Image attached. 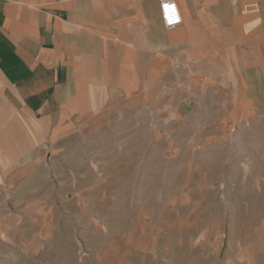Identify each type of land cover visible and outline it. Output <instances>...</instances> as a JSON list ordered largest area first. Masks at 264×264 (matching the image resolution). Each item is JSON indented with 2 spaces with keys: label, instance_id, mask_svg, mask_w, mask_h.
<instances>
[{
  "label": "rangeland",
  "instance_id": "1",
  "mask_svg": "<svg viewBox=\"0 0 264 264\" xmlns=\"http://www.w3.org/2000/svg\"><path fill=\"white\" fill-rule=\"evenodd\" d=\"M249 3L229 86L176 63L147 108L111 90L73 113L39 205L26 193L0 224V264H264V5Z\"/></svg>",
  "mask_w": 264,
  "mask_h": 264
},
{
  "label": "crops",
  "instance_id": "2",
  "mask_svg": "<svg viewBox=\"0 0 264 264\" xmlns=\"http://www.w3.org/2000/svg\"><path fill=\"white\" fill-rule=\"evenodd\" d=\"M160 1L177 5L179 26H163ZM249 1L264 5L0 0V224L14 215L10 208L25 206L26 193L39 205L41 169L55 157L59 128L70 133L73 113L91 109L96 95L115 90L134 110L147 108L156 88L168 86L162 69L187 62L211 64L212 78H201L200 86H229L226 63L233 53L227 48L248 43L250 9H257Z\"/></svg>",
  "mask_w": 264,
  "mask_h": 264
},
{
  "label": "built area",
  "instance_id": "3",
  "mask_svg": "<svg viewBox=\"0 0 264 264\" xmlns=\"http://www.w3.org/2000/svg\"><path fill=\"white\" fill-rule=\"evenodd\" d=\"M159 14L163 26L168 30L174 29L181 23V15L174 2L160 1Z\"/></svg>",
  "mask_w": 264,
  "mask_h": 264
},
{
  "label": "bare ground",
  "instance_id": "4",
  "mask_svg": "<svg viewBox=\"0 0 264 264\" xmlns=\"http://www.w3.org/2000/svg\"><path fill=\"white\" fill-rule=\"evenodd\" d=\"M262 2H263V1H262ZM262 2H261V3H262Z\"/></svg>",
  "mask_w": 264,
  "mask_h": 264
}]
</instances>
